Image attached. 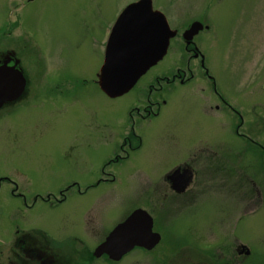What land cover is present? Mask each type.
<instances>
[{"label":"rangeland","instance_id":"obj_1","mask_svg":"<svg viewBox=\"0 0 264 264\" xmlns=\"http://www.w3.org/2000/svg\"><path fill=\"white\" fill-rule=\"evenodd\" d=\"M133 1L37 0L30 6L25 5L27 0H0V41L6 38V27L14 29L11 38L15 41L23 39L24 48L19 50V57L29 75L21 97L18 84L12 89L19 92L13 95L15 99L12 98L14 108L0 121V145H3L0 146V158L11 162L14 175L16 172L23 174L22 169L26 172L30 180L26 183V177L20 181L27 186L54 188L64 179L62 172L70 170L69 166L80 175L87 173L82 181L75 176L67 178L81 184L92 183V189L88 191L97 201L94 207L98 211L103 208L108 209V214L117 211L119 195L123 194L125 203L129 204L126 209L136 205V208L154 210L156 229L162 235L161 243L154 250L158 254V264L165 256L161 252L175 254L187 251L184 248L203 251L207 256L215 254L219 246L232 252L235 244L240 242L250 246L255 244L253 249L256 247L257 251L264 252V225L261 224L264 219V179L254 180L256 190L249 185H246L247 193L237 189L236 198L229 197L228 185H223L219 194H207L197 205L178 209L168 219V202L165 204L163 200L172 197V193L165 195L162 174L186 156L188 149L185 146L195 144L199 139L209 141L216 130L215 118L210 121L195 105L190 111L183 98L208 99L209 94L212 99L209 103L215 99L210 85L195 78L188 89L175 87L160 110L159 105H154L152 111H156V116L140 117L138 113L145 114L148 105L146 93L138 97L144 79L163 74L176 63L182 66L174 45L170 56L151 68L124 96L110 97L101 89L97 74L105 60L111 26L122 9ZM153 6L166 13L175 28L185 26L190 17L209 12V17L216 22L219 42L207 52V69L212 76H219L217 81L224 93L231 90L232 95L251 101L246 118L258 124L261 131L254 139L264 143V0H153ZM30 7H34V18L32 23L26 24L21 14ZM216 49L220 52L218 57ZM183 56H187L185 52ZM4 75L5 72L0 73V81ZM164 87L165 84L156 94L158 98L168 95V87ZM3 90L0 84V91L5 94ZM130 113L140 126L144 124L145 136L132 156L130 153L128 158L116 163L110 159L131 124ZM221 125L223 128L225 124ZM140 126L138 129L141 130ZM41 133H48L52 140L64 141L53 143ZM231 139L225 141L233 142ZM7 140L11 143L4 146ZM73 148L75 151L71 154ZM237 155L243 163H250L251 170L264 172V156L246 153L244 147L237 148ZM44 157L48 162L42 160ZM164 157L171 158L168 162V159L163 160ZM257 191L263 194L262 201H255ZM104 193L109 195H96ZM230 204H233L231 211ZM65 208L70 209L69 206ZM109 218L106 225L111 227L116 218ZM47 219V216L43 217V221ZM184 235L191 238L190 242L183 243ZM125 260L122 264H152L151 253L141 251Z\"/></svg>","mask_w":264,"mask_h":264},{"label":"flooded vegetation","instance_id":"obj_2","mask_svg":"<svg viewBox=\"0 0 264 264\" xmlns=\"http://www.w3.org/2000/svg\"><path fill=\"white\" fill-rule=\"evenodd\" d=\"M34 1L37 0H27L25 5L31 6ZM135 1L137 0L133 2ZM33 11L34 7L32 9L30 7L22 12L21 16H23L26 24L32 23ZM208 13L204 11L199 16L190 17L187 19L185 26L181 25L177 28L168 19L176 34L171 38L168 51L158 64L163 62L166 56H170L172 45H174L179 58L178 62L182 63V66L176 63L163 74L147 80L144 79L145 82H143L138 96L141 98L144 93L148 95V105L144 110L145 114L143 112L138 113L140 117L144 118L147 115L150 117L156 116V111H152L154 105H159L157 107L160 110L162 106L167 104V100L170 98L169 94L175 87L182 86L188 89L190 81L195 78L207 82L210 85V90L211 88L213 90L212 94L215 100L212 103H209L212 100L209 94L208 99L204 97L183 98L184 103L190 106V111L195 109L196 106L210 121L215 118L216 130L214 137H211L209 141L199 139L197 143L185 146L184 148L188 149L186 156L162 174L165 181V195H167V192L172 193V197L163 200L165 204L168 202L169 208L166 212L168 219L178 209L197 205L198 201L207 194H219L223 185H228L229 197L236 198L237 189L242 193H247L246 185H249L252 190H256L257 184L254 180L264 179L263 170H251L250 163H243L241 161L243 159L237 155V148L244 147L246 153H256L264 156V143L254 139V137L259 136L261 130L257 123H253L251 118H246L248 116L247 111L251 107V101L244 100L247 97L241 98L242 96L232 95L231 90H228L227 94L224 93L217 79L219 76H212L207 69V52L211 46L217 45L219 42L216 22L209 17ZM194 22H199L201 27L192 30L190 33L189 30ZM13 30L12 27L11 29L6 27V38L0 41V67L19 68L26 78L24 91L29 80V75L22 65V59L19 57V50L24 48L22 45L24 42L23 39L20 42L11 38ZM184 52L187 56L182 57ZM215 53L216 57L220 54L218 49L215 50ZM202 70L204 74L206 72V75L202 73ZM148 72L142 78H145ZM13 80V75H6L0 81L1 87L7 91L6 97L0 91V98L4 97L5 99L0 104V121L8 117L7 113L14 108L11 104L15 96L8 93L14 87ZM164 84V88L168 87V95L158 98L156 94L162 91V85ZM23 91L19 97L24 94ZM239 98L241 99L238 100ZM140 105L143 106L144 104ZM134 110L138 109L135 108ZM132 115L130 113L131 124L126 129L127 132L122 137L121 143L117 145V152L110 159L116 161V163L128 158L130 153L132 156L136 152V148L143 142L142 139L145 136L144 124L140 126V123ZM221 124H225L223 128ZM138 126L141 127V130L138 129ZM220 127L223 130H220ZM262 128L264 130V124ZM159 131L167 132L165 129ZM41 136L46 140L54 141L53 143L64 141V139L58 138L52 140L49 138L48 133H41ZM221 137H225L227 140L232 138L233 142H227L225 139L221 140ZM9 141L7 140L4 146L9 145ZM238 142H241L242 145H238ZM74 151V148L71 149V154ZM64 154L66 155L65 151ZM169 158L171 157H164L163 160L168 159L169 162ZM42 160L48 162L47 157L42 158ZM75 161L76 159H74ZM11 165L8 159L0 158V264H122L126 262L125 259L132 257L136 251L151 253L152 264H158V254L154 250L161 241L152 250L148 251L135 246L122 256H112L107 252L102 254L94 252L100 244L106 241L109 233L117 225L124 222L137 208H140H136V205L133 204L134 206L126 209L125 206L129 204L125 203L124 194L123 196L119 195L120 199L117 203L119 211H110L108 214V209L103 208L98 211L97 207H94L97 206V201L94 200L95 198L92 199L93 194L88 191L92 189V183L81 184V182L71 178L75 176V178L82 181L83 178L86 179L87 173H81L80 175L74 172L73 166H69L70 170L62 172L64 179L58 183V186L43 188L28 185V188L26 184L20 181V179L26 177V183L30 180L26 172L22 169L23 174L16 172L14 175L11 171ZM261 165L263 166V162H261ZM211 169L212 171H210ZM67 176L71 177L67 178ZM99 180H103V178ZM232 180L233 183H231ZM153 189L155 192L157 191L156 187ZM96 195L107 197L109 194ZM262 200L263 194L257 191L255 201ZM234 205L237 206L235 203ZM66 206H69L70 209H66ZM231 206L233 204L229 205V211H231ZM148 212L154 220L153 230L157 232L154 210H148ZM44 216L48 217L47 221H43ZM109 216L113 219L116 218V222L111 227L106 225L109 223ZM261 224L264 225V219L261 220ZM130 231L135 233L136 229L130 228ZM123 236H119V241L123 239ZM182 239L183 243L184 241L188 243L191 238L184 235ZM253 245L255 244L250 246L238 242L232 252L224 251L219 246L215 254L211 253L207 256H204L203 251H188L187 248H184L187 251H180L175 254H172L171 251L161 252L162 255L165 253V256L162 257V263L160 264H264V252L257 251L256 247H254V250Z\"/></svg>","mask_w":264,"mask_h":264},{"label":"water","instance_id":"obj_3","mask_svg":"<svg viewBox=\"0 0 264 264\" xmlns=\"http://www.w3.org/2000/svg\"><path fill=\"white\" fill-rule=\"evenodd\" d=\"M199 26V23H194L191 29ZM174 35L175 31L170 29L165 15L153 10L151 0L128 5L119 15L109 36L105 60L98 73L101 89L110 97L127 93L142 75L164 57L170 38ZM2 72H5L4 78L6 75L14 76L12 89H16L18 84L20 92L23 90L25 78L19 70L0 67ZM12 89L8 91L9 94L12 91L13 95L19 94ZM3 91L5 94L2 95L6 97L7 91ZM4 97L0 98V104ZM152 226V217L145 210L137 209L115 227L95 252L120 256L135 245L151 249L160 241V235L152 232ZM130 228L136 229V232L130 231ZM120 235L124 236L119 241Z\"/></svg>","mask_w":264,"mask_h":264},{"label":"bare ground","instance_id":"obj_4","mask_svg":"<svg viewBox=\"0 0 264 264\" xmlns=\"http://www.w3.org/2000/svg\"><path fill=\"white\" fill-rule=\"evenodd\" d=\"M155 67V65H153L151 68H154Z\"/></svg>","mask_w":264,"mask_h":264}]
</instances>
